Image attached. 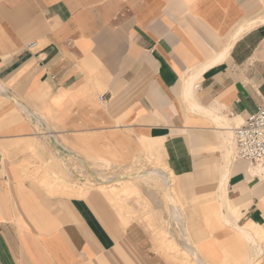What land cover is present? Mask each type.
Masks as SVG:
<instances>
[{"label":"crops","instance_id":"obj_1","mask_svg":"<svg viewBox=\"0 0 264 264\" xmlns=\"http://www.w3.org/2000/svg\"><path fill=\"white\" fill-rule=\"evenodd\" d=\"M262 13L264 0L6 2L0 264L155 263L128 215L124 234L109 232L86 198L58 190L86 157L126 163L149 150L176 176L215 178L210 200L196 203V238L183 215L201 259L221 264V241L239 252L219 219L218 139L264 99V24L235 35ZM233 154L227 198L239 224L264 229V180Z\"/></svg>","mask_w":264,"mask_h":264},{"label":"rangeland","instance_id":"obj_2","mask_svg":"<svg viewBox=\"0 0 264 264\" xmlns=\"http://www.w3.org/2000/svg\"><path fill=\"white\" fill-rule=\"evenodd\" d=\"M9 1L0 0V9ZM111 156L112 154L106 157L108 162L104 160L105 158L99 157H86L84 162H78L76 166H72L75 176L72 179L69 178L65 184L58 186V190L65 196L86 198L87 202L91 203L94 213L104 219V226L109 232H121L122 235L129 225L138 227L141 232H144L142 234L145 235L146 241L148 239V242L144 243V248L146 253L150 252L154 255L156 262L153 264H195L190 262L192 259L183 243L188 239L192 250L198 252L200 256L201 253L186 234L183 215L191 237L196 238L197 224L200 222L197 220L200 209L196 208V203L201 204L210 200L215 178L213 179V176L200 178L176 176L166 164L162 163L160 156L151 150L135 156L126 163L112 161L110 160ZM245 163L249 165V162ZM61 167L67 170L68 165L61 162ZM156 167H164L167 172L172 173L169 172L170 176L174 175V177H170L171 182L177 186V194L173 193V196H175L182 213L181 222L184 230L169 216L171 198L168 187L159 181H151L146 185L136 179V175L139 173ZM214 172L217 173L216 170ZM99 174L100 176H109L110 179L105 180V183L101 182ZM133 179L136 180L133 181ZM120 181L125 182L121 184L132 186L134 191L123 194L120 198H117V194H115L117 191H115L112 194L108 193L114 199L105 198L104 193L108 192L107 186L120 183ZM178 182H182V184L178 186ZM122 214L124 218L128 215L131 220L125 229ZM121 235L118 237L119 240ZM225 239L227 240L228 237ZM174 244H176L175 249L172 248ZM228 244L220 242V249L225 253L221 264H238V252L235 255L233 253L236 247L234 244ZM122 246L128 248L125 243ZM229 247H231L230 252L228 251ZM125 264L130 263L126 262ZM199 264H208V262L203 260ZM253 264H264V250L263 255Z\"/></svg>","mask_w":264,"mask_h":264},{"label":"bare ground","instance_id":"obj_3","mask_svg":"<svg viewBox=\"0 0 264 264\" xmlns=\"http://www.w3.org/2000/svg\"><path fill=\"white\" fill-rule=\"evenodd\" d=\"M261 24H264V13L249 19L244 25H242L236 31L235 35L238 37L243 30H249ZM218 140H220V146H221L220 147L221 164H220L219 175L217 178L218 188H219L218 191H220L218 194V199L220 201V205L224 204L225 206V211H222L224 210L222 209L219 212V219L222 221L221 222L222 226L228 229L229 231H232L234 233L235 239L240 242L239 244L237 243L239 245L238 247L241 248V250H237L239 251L238 264H253L261 257L264 250V245H263L264 229L259 224L251 220L242 224L238 223L239 212L231 206L226 195V186H225L228 180L227 179L228 168L232 163V159L234 158L233 152H235L236 154L233 129L223 134ZM104 160L107 162L109 161L107 158H105ZM63 166L65 167L64 164ZM248 172L252 175H257L260 179L264 180V163H259V162L253 163V166L248 168ZM100 174H99V179L101 180V182L110 179L109 176L103 175L104 176L103 177L100 176ZM170 177H174V176H170V174L166 171L164 167L149 168L145 170L143 173H139L138 175H136V179L140 180V182L146 185H148L151 181L152 182L159 181L168 187L169 195L171 198V208L169 210V216L174 219V221L182 228V230H184V226L181 222L182 213L178 207V202L175 199V196H173V193L177 194V186L176 184L174 185L171 182ZM136 179H133V181ZM121 183H125V182L120 181V183L118 182L117 184L107 186L108 193L112 194L115 193V191H117L115 194H117V198H120L121 195L134 191V188L132 186L124 185ZM171 184L174 186L172 187ZM156 240H160V239H156ZM183 245L188 250L189 255L192 259L190 262L195 264H199L202 262L200 255L196 251L192 250L191 244L188 239L186 242L183 243ZM175 247L176 244L172 245L173 249H175ZM229 248L230 249L228 251L230 252L231 247Z\"/></svg>","mask_w":264,"mask_h":264},{"label":"built area","instance_id":"obj_4","mask_svg":"<svg viewBox=\"0 0 264 264\" xmlns=\"http://www.w3.org/2000/svg\"><path fill=\"white\" fill-rule=\"evenodd\" d=\"M232 129L237 156L249 163H264V99Z\"/></svg>","mask_w":264,"mask_h":264}]
</instances>
